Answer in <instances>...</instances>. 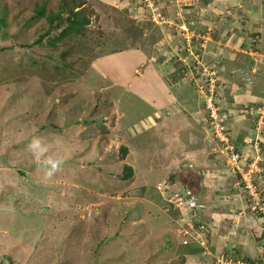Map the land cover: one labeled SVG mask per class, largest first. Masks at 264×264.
I'll return each instance as SVG.
<instances>
[{"label": "rangeland", "instance_id": "374dc122", "mask_svg": "<svg viewBox=\"0 0 264 264\" xmlns=\"http://www.w3.org/2000/svg\"><path fill=\"white\" fill-rule=\"evenodd\" d=\"M124 1L134 4L135 13L149 12L138 0ZM153 1L166 20L161 25L151 21L148 13L131 19V12L119 6L122 0H0V264L213 263L216 253L209 248L213 226L203 213L206 202L201 193L190 189H197L196 181L183 179L195 169L187 152L192 153L196 142L192 149L183 147L190 146L197 129H208L199 93L207 79L204 70L213 72L216 80L215 104L221 109V118L226 121L234 116L224 114L226 94V98L222 94L217 97V92L223 89L224 93L233 81L223 76L225 71L219 70L214 60L221 57V49L213 48L222 46L217 34L219 27L225 30V26L212 25L196 36V25L190 24L194 30L189 26L183 36L179 20L189 13L185 12L189 6L181 7L174 0ZM75 2L80 6L71 13L77 11L81 26L62 34L67 23L53 29L56 19L52 25L45 21L49 16L65 17ZM231 2L234 9L225 8L224 12L244 20L246 5L239 0ZM196 3L191 0L190 7ZM255 27L252 24L249 30ZM168 28L171 33L165 37L163 29ZM205 35L208 39L202 38ZM247 38L253 39L255 47L247 53L251 59L246 68L242 64L243 74L238 73L235 80L243 87L259 78L255 76L260 73L262 56L258 35L252 32ZM200 43L211 57L202 55ZM126 49L133 50L127 59L130 67L140 57L134 52L144 55L143 62L156 58V69L170 94L184 97L183 109L156 108L159 114L155 119L161 124L155 123L151 129L139 126L144 112L152 107L140 99L142 93L122 91L120 80L105 77L108 62L96 63L98 58L107 59L110 52ZM166 60L172 64L169 72ZM234 74V70L226 73ZM243 104L238 103L242 105L239 111L253 130L249 143L253 145L257 136L260 144L264 114L259 117L260 108L253 110L251 102L246 108ZM179 110L184 118L173 115ZM188 113L194 120L190 127L184 125ZM230 124L224 123L227 131ZM181 129L186 130L178 133ZM33 137H42L47 144L43 157H34L27 150ZM49 156L62 161L61 169L50 179L45 178L42 167V160ZM221 159L217 155L213 163L217 168L221 163L219 170L224 166ZM215 180L213 175L206 176L202 186L213 190ZM176 193L183 203L198 206L195 217L209 234L208 248L199 255L189 254L193 247L186 251L181 245L186 237L180 226H175L179 210L168 203ZM244 197L242 192L238 205H243ZM239 216L235 219L241 221ZM215 225L218 234L229 231L223 220ZM233 227L235 232L242 228L234 223ZM219 240L216 242L224 241ZM261 240L247 244L248 258L226 245V259L263 264L264 238Z\"/></svg>", "mask_w": 264, "mask_h": 264}, {"label": "crops", "instance_id": "0c3cea01", "mask_svg": "<svg viewBox=\"0 0 264 264\" xmlns=\"http://www.w3.org/2000/svg\"><path fill=\"white\" fill-rule=\"evenodd\" d=\"M131 1V0H130ZM196 1V7H187L185 9V12L189 11L188 14H185V17H181L179 20L186 21L187 26L189 27L190 24L196 25L195 30L190 26L191 29H193L196 33V36H198L201 31L205 30L207 27L214 26V25H223L225 26V30H223V26L219 27L220 33L217 34L218 37H220V44L221 47H214L213 49L219 50L220 52V58L214 57V60H216L217 68L221 70L223 69L224 77L233 78V81H231V84H229L228 90H225L223 93V89H220L217 92V97L220 98L221 94L223 97L228 99L226 100L227 103L222 104L224 105V110L226 115L231 114L233 117L228 118L225 122L228 124V122H231L230 126H228L227 133L229 135V138L231 142L235 145L238 151L242 152L243 154L247 155V159L251 158L255 155L254 151L252 150V145H250V139H252V129L247 126V121L243 120V116L241 115L242 112L239 111V108H241L242 105H238V103H244V108H246V103H252L253 104V110L255 108L259 109V117L263 118L264 114V15L262 14V10H264V0H239L242 1L243 5H246L245 14L247 15L246 18L240 19L235 16V13L229 14L225 13V8L231 9V11L234 9L233 6L235 3L231 2L232 0H194ZM125 1L122 0L123 5L119 4V6H125L124 10H127L128 13L131 12V19L135 20V16L140 19V17L147 16V13H135L134 4L130 2L124 3ZM114 7L116 4H112ZM118 7V6H117ZM121 7V8H122ZM186 7V6H185ZM126 11V12H127ZM234 12V11H233ZM239 14V13H238ZM144 17V18H145ZM220 18V19H219ZM238 19V20H236ZM252 21V23H251ZM232 24H235L237 26H233ZM246 24H249L248 27ZM256 25L255 29H252L253 31H250V25ZM227 25V28H226ZM242 25V26H241ZM258 25V26H257ZM158 28L160 26H157ZM166 28V27H165ZM251 29V28H250ZM160 30V29H159ZM165 31V37L166 35H170V28L163 29ZM162 31V30H160ZM172 31V30H171ZM199 32V33H198ZM256 33L260 39L259 44V50L261 53V61H260V73L259 75L255 77H259L257 81L249 86V87H243L244 84H236V78L238 77V73L241 75L243 72L240 70L242 67V64H244V68H246V64L250 61V55L247 54L246 46L248 45L247 35L250 33ZM222 33V34H221ZM215 31H213V39H216ZM214 42L217 44V41L214 40ZM179 43V42H178ZM257 49V47H256ZM132 49H126L124 51H118V52H110L106 54L108 56L107 59L104 58H98L97 64L103 65L104 62H108V71L104 72L105 77L111 81L114 79L120 80L118 83L121 85H118V87L123 88L122 91H131L134 94H138L139 92L142 93L140 95V99L145 101L147 104H149L151 107L150 111L144 112L143 119L139 120V126L142 127V129H151L156 121V108L158 109L163 107L172 106L173 108H178L180 106L183 109V106L180 104L183 103L184 97L178 96L176 94H170L169 86H166L161 76L159 75L158 69H156V58H147L145 62H143L144 55L140 52H134L140 57L137 59V63L133 66H129L127 63V59L129 58L130 54H132ZM160 53V51H159ZM162 54V52L160 53ZM211 52H206L204 55L207 57H211ZM103 55V56H106ZM219 59V60H218ZM95 64V65H97ZM143 65L142 67L140 65ZM170 61L166 60L165 62V68L167 69V72L172 70ZM216 65V64H215ZM214 65V66H215ZM173 67V66H172ZM239 69V71H237ZM229 70H234L235 74L232 75V77L227 76L226 73ZM237 71V73H236ZM114 73V74H113ZM116 73L119 74L118 78L116 77ZM113 74V76H112ZM122 76V77H121ZM223 78V77H222ZM106 79V80H107ZM238 83V81H237ZM152 88V89H150ZM148 89V92H147ZM226 94V96H224ZM159 96V97H158ZM155 99H161V101H155ZM177 99V100H176ZM181 99V100H180ZM180 100L181 102H179ZM261 106V107H260ZM147 107V106H145ZM242 107V108H243ZM162 108V109H163ZM237 110V111H236ZM159 112V111H157ZM253 112V111H252ZM251 112V113H252ZM148 113H150L148 116ZM180 110L174 113L173 115H178L179 118H184L183 114H180ZM200 113V111H199ZM186 114V113H185ZM192 114V113H191ZM191 114L188 113L189 117L186 118V123L184 124L187 127H190L191 123H193V117ZM177 117V116H176ZM251 121V120H250ZM161 123L158 122L156 125H160ZM250 125V124H249ZM184 127V126H183ZM188 129V128H186ZM184 129V130H186ZM156 130V129H155ZM183 129L179 130L178 133H182L181 131H184ZM156 132H159L156 131ZM262 134H260V144H259V157H260V165L264 167V127L262 128ZM192 137V136H191ZM254 139V137H253ZM180 140V138H179ZM193 142H196V144L192 147L195 149L192 151V153L187 152V155L191 154V159L194 162L191 171L188 173H185V177L183 179H187L189 177H192L194 181H196L197 189L195 190L193 187L192 189L195 194H202V198L205 200V207L203 209V213L207 215V219L211 220L210 225L213 226L211 233H210V250L211 252L222 253L224 256H227V249L226 245L234 246L236 248H233V250L237 251L238 253H242L247 257L246 248L247 244L252 243L253 240H255L258 243H262L263 240H257L254 236L253 229H260V231H264V228L262 225H259L255 218H253L249 214H245L246 216L239 214L240 209L243 208V206L246 205L247 201L244 197L243 205L241 206V203L238 205V200H240L239 196L242 194L241 189L237 186H235L236 179L230 175L228 177L219 175L218 172L222 171L219 170L220 166L222 167L221 163L217 166H214L215 160L217 158V155L213 153L212 148L213 144L211 143V138L209 135V131L203 129H197V135L193 136L191 139V143L189 140V147H183V148H189L192 149L191 145ZM249 143V144H248ZM253 143V141H252ZM169 150L167 152L170 153L172 151V145H170ZM247 148L248 151H247ZM222 160V159H221ZM186 166V165H185ZM186 167H189L187 165ZM212 171V173H210ZM213 175L214 179H216L214 182H216L217 187H214V189H209V186H202V180L206 176ZM223 177V178H222ZM256 176H254L255 178ZM205 182V181H204ZM214 184V183H213ZM212 184V185H213ZM220 187V189H219ZM218 193V195H217ZM200 194V195H201ZM201 197V196H200ZM242 197V196H241ZM198 198V197H197ZM214 198V202H211V199ZM242 199V198H241ZM219 203V204H218ZM220 205V206H217ZM219 208L220 211L217 210ZM202 210V209H201ZM205 211V212H204ZM237 214V215H236ZM240 215V220L235 219L236 216ZM227 218V221L224 219ZM248 218V219H246ZM223 220V224L225 226H229V231L225 233H216L218 231L217 226L215 225L216 222L219 221V223ZM216 221V222H215ZM209 223V221H208ZM233 223L235 226L241 225L242 228L238 231L235 227L231 228L233 226ZM242 223V224H241ZM220 235L219 237L216 235ZM222 236V237H221ZM219 238L224 239V241L221 243L219 242ZM216 240H219L218 243ZM229 246V247H230ZM191 247V246H187ZM193 249L189 252V254H193L194 256L199 255L200 253L195 254L196 248H194V245H192ZM187 248V249H189ZM215 250V251H214ZM187 251V250H186ZM185 251L186 255L188 254ZM261 251V250H258ZM188 254V255H189ZM193 257V256H192ZM264 256H262L263 258ZM248 258V257H247ZM212 264V263H211Z\"/></svg>", "mask_w": 264, "mask_h": 264}, {"label": "built area", "instance_id": "2783aa9c", "mask_svg": "<svg viewBox=\"0 0 264 264\" xmlns=\"http://www.w3.org/2000/svg\"><path fill=\"white\" fill-rule=\"evenodd\" d=\"M138 2L149 10L148 14L151 21L159 25L166 22L164 17L162 18L160 12L157 11V5L153 0H138ZM173 2L181 7H184L190 5L191 0H174ZM179 28L183 33V36L187 35V32L190 30L186 21H181ZM190 35L192 36L193 33L190 32ZM202 38L208 39V35H205V37L203 36ZM252 42L253 39H250L248 41V45L246 46V51L249 54L251 51H254L255 44ZM199 46L202 49V55H204L206 52H204L205 49L202 48L203 45L200 43ZM140 66L142 67L143 65L141 64ZM204 71L207 72V79L205 81L204 90L199 86V93L202 94L204 102V108L206 111L204 121L208 124V131L211 143L213 144L212 151L214 154L220 155L224 163L223 170L218 173L220 176L223 175L228 177L232 175L236 178L237 182H235V186H238L241 189V192L245 193L247 201L245 208L240 209L239 214H243L245 212L249 213V215L253 216L257 223L262 225L264 228V167L259 164L260 157L259 144L256 141L257 136L253 139L252 145V150L255 155L246 160L245 155L238 151L235 145L231 142L227 133V128L224 125L225 121L221 118V109H219V106L215 104L216 93L214 90L217 83L213 77V72L207 70ZM254 176L256 177L254 178ZM248 202L250 203L248 204ZM168 203H170L169 205L172 208H178L181 213V218L176 220L178 223L176 226H180L179 229L183 230L184 237L189 239L187 240L185 238L182 244H186L188 241H191L196 243L203 249V251H205V248H208L209 234L205 232V225L199 223L195 217V209L198 208V206L195 203H190L188 205L187 203H183V200L178 193L174 194L171 199H169ZM185 205H187V207H184ZM212 264L251 263L246 262L245 260H243V262H233L231 259H226L224 254L217 253L213 258Z\"/></svg>", "mask_w": 264, "mask_h": 264}, {"label": "trees", "instance_id": "16d2710c", "mask_svg": "<svg viewBox=\"0 0 264 264\" xmlns=\"http://www.w3.org/2000/svg\"><path fill=\"white\" fill-rule=\"evenodd\" d=\"M79 4V5H78ZM71 6V8L70 9H68V11H67V15L65 16V17H60V16H58V15H55V16H52V17H48V18H46V22L47 23H49L50 25H52L53 24V22H54V20L56 19V22L54 23V27H53V29H58V28H60L64 23H67V26H65V27H62L63 29H62V34H65L67 31H72V30H74V28L75 27H78V26H81V24H80V22H79V20H78V16H77V14L78 13H76V12H73V13H71L72 12V9H77V7L79 8V6H80V3H73L72 5H70ZM65 8V7H64ZM69 8V7H68ZM65 10H67L66 8H65ZM37 13V12H36ZM148 13V12H147ZM38 15H39V13H37ZM149 15V14H148ZM150 18V17H149ZM151 20V19H150ZM76 25V26H75ZM54 39V38H53ZM53 39H50V41H52ZM39 40H40V37L37 39V42H39ZM178 216L175 218L176 220L177 219H180L181 218V213L180 212H178ZM176 226V225H175ZM253 232H254V236L256 237V239L257 240H261L262 238H264V231L262 230V231H260V229L258 230V228L257 229H253ZM208 241H209V236H208ZM182 246H186L185 247V249L186 248H189V247H187V246H191L192 247V245H194V248H196V253H197V250H199V253L200 252H202V248L200 247V246H198L196 243H193V242H190V241H188L186 244H181ZM208 245H209V243H208ZM208 245H207V247H208ZM186 250H189V249H186ZM246 262H249V263H251L248 259H246L245 260ZM213 262V261H212ZM252 264V263H251Z\"/></svg>", "mask_w": 264, "mask_h": 264}, {"label": "clouds", "instance_id": "9594fccd", "mask_svg": "<svg viewBox=\"0 0 264 264\" xmlns=\"http://www.w3.org/2000/svg\"><path fill=\"white\" fill-rule=\"evenodd\" d=\"M27 150L34 157L40 158L48 152V147L42 137H33L30 143L27 145ZM61 165V160L53 159L50 156L42 160V167L45 170V178L50 179L57 171L61 169Z\"/></svg>", "mask_w": 264, "mask_h": 264}]
</instances>
